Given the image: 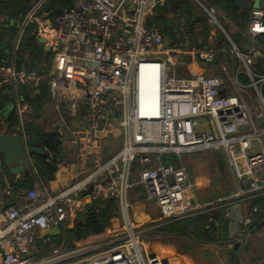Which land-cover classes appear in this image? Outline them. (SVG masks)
I'll return each mask as SVG.
<instances>
[{"label":"built area","instance_id":"1","mask_svg":"<svg viewBox=\"0 0 264 264\" xmlns=\"http://www.w3.org/2000/svg\"><path fill=\"white\" fill-rule=\"evenodd\" d=\"M52 1L27 0L12 20L17 8L2 9V22L16 32L7 46L11 54L0 58V92L13 94L19 121L13 135L46 136L33 133L39 127L56 134L62 148L77 149V174L86 175L46 196L29 190L21 206L0 199L1 264H185L178 254L150 250L131 218L129 194L143 187L161 220L229 211L264 195V9L249 11L243 33L252 43L262 39L263 48L251 44L244 51L225 29L221 10L205 0ZM203 23L209 29L205 45L197 39ZM213 25L229 45L212 39ZM27 35L37 52L25 43ZM205 66L218 73L207 75ZM248 88L256 92L246 95ZM38 103L47 125L36 118ZM213 150L224 152L235 191L200 203L182 156ZM67 161L57 160L56 174L67 170ZM106 201L118 203L121 223L105 240L91 236L74 249L57 246L36 257L40 231L86 220L92 206ZM208 222L211 230L214 220Z\"/></svg>","mask_w":264,"mask_h":264},{"label":"crops","instance_id":"2","mask_svg":"<svg viewBox=\"0 0 264 264\" xmlns=\"http://www.w3.org/2000/svg\"><path fill=\"white\" fill-rule=\"evenodd\" d=\"M247 12L249 20V11ZM248 20L244 28L238 23H236V25L233 23V25L236 26L238 30L240 29V31L243 33L245 32V29L247 27ZM232 27L233 26L231 25L230 28ZM229 34H232L231 31ZM222 38L223 37L221 33L218 32H215L214 36L212 37L214 41H221L223 40ZM253 44L256 45L258 50L263 48V43L261 44L258 39ZM9 48L11 47L9 46ZM243 49L245 48L243 47L242 50ZM257 59L259 70L262 71V66H260L261 58L258 57ZM216 66L218 67V64H215L214 67ZM192 71L200 72V70L197 68H193ZM205 73L207 75H215L218 72L216 70H208ZM49 121L50 120L48 118L43 117L42 124L47 125ZM4 129H6L5 124H3V128L2 126L0 128V132L2 134H4L2 132V130ZM62 153L64 155L63 159L68 160L67 170L65 172L63 171V173L61 174H56L55 172L53 178L49 181L39 179L38 172L34 167L35 165L33 156H31L27 163L23 161L18 165L20 168L29 170V172L31 171L30 175H27L28 173H19L18 175H16L10 173L9 169L4 166L3 155L0 153V163L2 165L0 166V174H5V176H0V199L3 202V205L7 206L9 204H15L17 206H21L23 204L24 197L20 198L14 192L16 187H21L23 188V190H25L22 192V194H24L23 196H25L28 190L32 189H38L39 191H41L43 196H46L56 193L59 189L67 187L70 184H73L75 181L83 179L86 174H77L81 170L80 164L77 159V149L70 145H66L63 146ZM223 156L227 163L224 152ZM226 166L229 170L228 174H225L223 167L220 171H218L217 174H202L198 171L193 172L192 177H194L196 181V186L194 184L193 193L194 200L200 203H208L234 193L235 177L228 164H226ZM26 175L31 176L34 179V187L32 189L24 187V179L26 178ZM18 183L20 185H17ZM10 186L12 187V194L8 195L6 194V189ZM144 198L145 190L141 186L136 187L130 192V215L132 220L139 224L142 230H144V239L148 242L151 251H159L164 255L178 254L182 257L185 264H232L235 254H237L239 258L237 264H264V207H253V209L251 208L254 202L261 200H263L262 202H264V195L254 198L251 204L248 203L242 206L244 214L247 217L246 221H257V224L253 226V228L249 231L248 236L242 237V239L240 240L241 246L237 251L235 250V244L237 241L222 240L218 235V230L216 227L213 228V231H209L207 229V226L209 224L207 211L198 213L191 212L182 217L180 220H161V215L157 205L155 203L146 202ZM102 205L103 207L104 205H106L107 207H114V215L110 218L108 226L104 227L98 224L92 231L88 233L89 235H92L93 238H95V241H103L106 239L105 237L109 235L100 234L101 230L108 229L112 224H114V226L116 227L121 223V212L117 202L106 201ZM98 207L100 206H97V208ZM183 208H185V206H183ZM91 210L94 211L93 215L91 214ZM91 210L86 220H83L79 217L74 224L62 226L60 228V236L48 237L45 239H38L37 237V240L35 242L37 249L36 257L41 258L43 256H41L42 250H44L43 246L46 245L49 240L55 238L63 239L59 246H65L67 248L71 247L70 249L76 248L79 242L85 240V237L73 242V246H70L71 243L68 242V239H66V237L71 231H76L77 228L85 225L89 219L95 221L96 213L99 212V209H96L94 206H92ZM215 211L216 209H214L212 213ZM259 216L261 217V219L258 220ZM158 239H162V242L158 243ZM40 240H44V242L37 244V241ZM54 247L57 246L53 244L51 246V250Z\"/></svg>","mask_w":264,"mask_h":264},{"label":"water","instance_id":"3","mask_svg":"<svg viewBox=\"0 0 264 264\" xmlns=\"http://www.w3.org/2000/svg\"><path fill=\"white\" fill-rule=\"evenodd\" d=\"M234 4L244 10L250 11L253 8L264 9V0H232ZM179 2H176V7ZM2 2L0 1V21L2 19ZM26 4L17 8L9 17V20L18 18L24 9ZM3 17H6L3 15ZM198 20L199 18L196 17ZM8 20V21H9ZM212 31L216 32V26H212ZM45 43V39H40V46ZM0 49L6 54L10 55L11 51L7 48L6 43H0ZM49 50V48H46ZM224 94V91H221ZM11 106L2 112H10ZM9 110V111H8ZM0 123V128H1ZM47 143L46 136H34L29 137L27 140L21 135L13 134H2L0 133V153L3 155L4 166L9 169L10 173L18 175L19 173H29V170L20 168L18 165L21 162H26V159H30L33 154L43 156L48 158V154L45 152L44 147ZM27 163V162H26ZM1 172V171H0ZM0 176H5V174H0ZM1 187V184H0ZM93 190V186L90 187V191ZM91 210V209H90ZM91 214L94 211L91 210ZM207 218H212L214 220L213 228L216 227L218 230V235L224 241H237L235 244V250L237 251L241 246V239L243 236H248L249 231L257 224V221L246 222V215L244 214L243 208L240 204H237L226 211L225 208H221L215 211V214H207ZM61 235V230L59 228H54L52 230H42L39 232L38 239H45L48 237H57ZM158 243L162 242V239L157 240ZM239 261L238 255H234V261L232 264H237Z\"/></svg>","mask_w":264,"mask_h":264},{"label":"trees","instance_id":"4","mask_svg":"<svg viewBox=\"0 0 264 264\" xmlns=\"http://www.w3.org/2000/svg\"><path fill=\"white\" fill-rule=\"evenodd\" d=\"M27 0H4V2L2 3V9L5 10H9V9H15L18 8L20 6L23 5L24 2H26ZM57 2H60L59 0H53L52 4H55ZM64 2L62 1V4ZM213 5L217 6L220 10L225 11L226 13L230 14V16H232V18L238 22V24L245 26L246 22L248 20V12L247 11H242L241 9H239L232 0H214ZM156 23L160 26L166 25L165 24V20H163L162 18H156L155 19ZM246 31V29H245ZM209 34V32H208ZM208 34L207 33H203L201 34V36L205 39L204 40V45L207 44V38H208ZM200 36V35H199ZM14 36H12L11 40L13 39ZM11 40L9 39L8 41L5 39V37L2 36L1 42L6 43V45L9 47ZM260 41V43L262 44L263 40L262 39H258ZM33 40L29 39V44H32ZM223 45V43H221ZM229 52V51H228ZM5 55V53L0 49V56ZM225 55L228 57L229 53H225ZM1 58V57H0ZM220 60L221 57L218 58V60L216 61V65H220ZM13 98V94H3L0 92V110H4L5 109V105L7 107V105H9V101L11 102ZM9 107V106H8ZM43 104H37V112H36V118L40 119L43 117ZM10 116L9 119L7 120V122L5 123V127L6 130L9 132V134H13L15 133L19 121H18V116H17V112L16 110H13L11 112H9ZM9 120H11L12 122L14 121V123L16 124V126L12 127L9 125ZM46 124V122H45ZM36 135H46L47 137V143H46V147L50 148L55 154H56V159L54 161H50L48 158H45L43 156L40 155H36L33 154V159H34V167L36 168L38 175H39V179H43L45 181H49L53 178L55 172H56V164H57V160H62L64 158V155L62 153V145L57 137L56 134L54 133H49V134H44L40 127L38 131L33 132ZM31 171L27 174L30 175ZM24 179V187L25 188H30L32 189L34 187V179L31 176H27ZM17 185H20L19 183ZM15 188V187H14ZM25 191L23 190V188L21 187H16L15 188V193L18 197L23 198L24 194H22V192ZM29 191V190H28ZM261 201H257L254 202L253 205L251 206V208L253 209V207H264V202ZM96 209H99V212L96 213V219L95 221L92 220H88V222H86L85 225H82L80 228H77L76 231H71L70 233H68V236L66 237V239H68V242L71 243L70 246H73V242L78 241L82 238H84L90 231H92L94 229V227L96 225H100V226H108L109 225V220L110 218L114 215V207H107L106 205H103L98 207L94 206ZM260 208V209H261ZM260 215V214H259ZM261 219V217H258V220ZM206 225V223H205ZM205 228V226H204ZM209 231H213V228H211V230ZM63 241L62 238H55V239H51L49 240V242L46 243V245H44V250H42V254H41V258L45 257L51 250V246L54 244L55 246H59L61 244V242ZM44 242V240H40L37 241L38 243H42ZM69 246V247H70ZM71 248V247H70Z\"/></svg>","mask_w":264,"mask_h":264},{"label":"rangeland","instance_id":"5","mask_svg":"<svg viewBox=\"0 0 264 264\" xmlns=\"http://www.w3.org/2000/svg\"><path fill=\"white\" fill-rule=\"evenodd\" d=\"M205 1L210 2L211 4L214 3V0H205ZM160 11L161 10H159L158 12H160ZM220 12L224 16V18H222L223 25L225 26L226 30L229 33H230V31L232 33V34H230L232 40L237 45L240 46V49H242L243 47L245 48V49H243L244 51L250 49L251 44H253V43L251 41L250 42L247 41L245 39L244 35H243L244 32L242 33L240 31V29L238 30L237 27L233 25V23L236 25V23H238V22L235 21L232 18V16H230V14L226 13L225 11H220ZM3 18L4 17L2 15V19ZM231 25L233 26L232 28H230ZM244 27L245 26H243V28ZM229 28H230V30H229ZM203 30H204L205 33L208 34L209 29H208V26L205 23H203ZM15 32L16 31H15V27H14L13 24H4V23H2V20L0 21V42H1L2 36L5 37V39L7 41L9 39L11 40L12 36L15 35ZM221 35L224 38V42L222 40L220 42H223V45H229V41L225 38L224 34L221 33ZM197 39H202L203 41L205 40L202 36H198ZM242 40L246 41V42L243 41L244 45L241 43ZM25 43L27 44L28 47H30V50L32 52H37V48H35L34 46H30L29 45L28 35L25 37ZM253 46H254V44H253ZM10 47H11V43H10ZM47 59H48L49 62H51L52 61V56H48L47 55ZM205 67H207V70H211L212 69L211 66H205ZM230 70L232 72V69H230ZM241 80L243 81V83L245 85H248L250 83V79L247 78L245 74H242ZM255 92H256L255 89L248 88L246 90V95H250V94L255 93ZM8 103H9V105H7V107H6V105L4 106L5 109H7L8 106H11L10 105V101ZM11 111H13L12 107L10 108V112ZM9 116H10L9 112H7V115H6L5 112H2V110H0V123L2 125V128H3V124H5L7 122V120L9 119ZM9 125L12 126V127L16 126L14 121L12 122L11 120H9ZM2 132L4 134H9V132L6 129L2 130ZM28 161L29 160L26 159V162H28ZM182 161L185 164V166L187 167L188 173L191 176L192 182H193V184H195V186H196V181H195L194 177H192V174L195 171H198L199 173H202V174H217L218 171H220L221 168L223 167L225 174H228V172H229V170H228V168L226 166L227 163H226V161L224 159L222 151H214L213 150V151H199V152H195V153H189V154H186V155L182 156ZM148 203H153V202H148ZM211 214L214 215L215 212H213ZM113 227H114V224H112L108 229L101 230L100 234H103V235L110 234ZM91 236L92 235L87 234L84 239L87 240Z\"/></svg>","mask_w":264,"mask_h":264},{"label":"flooded vegetation","instance_id":"6","mask_svg":"<svg viewBox=\"0 0 264 264\" xmlns=\"http://www.w3.org/2000/svg\"><path fill=\"white\" fill-rule=\"evenodd\" d=\"M3 23V22H2Z\"/></svg>","mask_w":264,"mask_h":264}]
</instances>
